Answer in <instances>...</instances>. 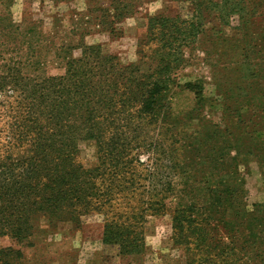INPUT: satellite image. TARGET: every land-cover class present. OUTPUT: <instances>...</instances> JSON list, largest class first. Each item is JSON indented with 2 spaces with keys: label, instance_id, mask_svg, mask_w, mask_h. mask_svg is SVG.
Wrapping results in <instances>:
<instances>
[{
  "label": "trees",
  "instance_id": "16d2710c",
  "mask_svg": "<svg viewBox=\"0 0 264 264\" xmlns=\"http://www.w3.org/2000/svg\"><path fill=\"white\" fill-rule=\"evenodd\" d=\"M173 1L185 15L147 17L130 64L83 45L51 76L0 43V238L29 248L38 220L54 232L98 215L102 244L137 257L147 219L169 215L189 264H264V203H247L251 163L264 189V0ZM200 64L208 96L203 77L181 83ZM184 93L191 106L179 114L172 96ZM23 258L0 248V264Z\"/></svg>",
  "mask_w": 264,
  "mask_h": 264
},
{
  "label": "rangeland",
  "instance_id": "374dc122",
  "mask_svg": "<svg viewBox=\"0 0 264 264\" xmlns=\"http://www.w3.org/2000/svg\"><path fill=\"white\" fill-rule=\"evenodd\" d=\"M119 4V5H118ZM264 4V3H262ZM261 4V5H262ZM117 5L119 15L113 8ZM127 6L126 10L122 7ZM162 14L168 17L185 15V5L173 0H67L53 4L45 0H0V43H7L15 60L32 62L42 60L47 75L57 76L64 72L66 57L79 58L81 48L101 46L109 55L117 57L122 64L136 61L137 47L146 34L147 17ZM113 15V16H111ZM10 17V20H8ZM3 19L4 22H1ZM231 25L236 26L233 18ZM13 26L19 27L13 30ZM10 29L18 37L9 34ZM225 33L235 31L225 27ZM26 42V43H25ZM32 42L33 46L29 43ZM19 47L16 51V44ZM20 43H25L20 45ZM57 54L62 47H68ZM8 48V49H9ZM14 49V50H13ZM10 53V52H9ZM66 54V55H65ZM196 60L203 54L197 52ZM210 69L203 65L184 71L181 83L203 77L205 95L213 93ZM172 106L181 114L191 106L188 93L172 96ZM215 120V118H214ZM80 160L85 167L94 165V150L90 145L80 146ZM247 179L248 210L253 204L264 203L263 176L253 163L249 165ZM102 218L90 215L81 219L76 228L69 223L59 224L54 232H47L43 219L34 224L31 247L16 245L9 238H0V248L11 247L22 251L19 264H189L186 251L174 244L170 216L149 217L144 226L146 251L137 257H119L114 247L102 244Z\"/></svg>",
  "mask_w": 264,
  "mask_h": 264
}]
</instances>
